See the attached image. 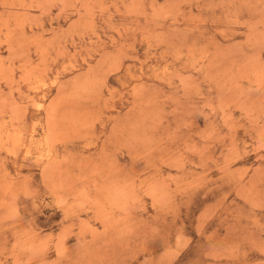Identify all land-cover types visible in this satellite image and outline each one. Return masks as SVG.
<instances>
[{"label":"rangeland","instance_id":"374dc122","mask_svg":"<svg viewBox=\"0 0 264 264\" xmlns=\"http://www.w3.org/2000/svg\"><path fill=\"white\" fill-rule=\"evenodd\" d=\"M0 264H264V0H0Z\"/></svg>","mask_w":264,"mask_h":264}]
</instances>
